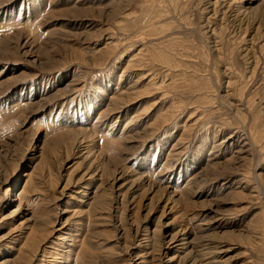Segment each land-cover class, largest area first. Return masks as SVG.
I'll return each instance as SVG.
<instances>
[{"label":"rangeland","instance_id":"rangeland-1","mask_svg":"<svg viewBox=\"0 0 264 264\" xmlns=\"http://www.w3.org/2000/svg\"><path fill=\"white\" fill-rule=\"evenodd\" d=\"M172 237L264 264V0H0V263Z\"/></svg>","mask_w":264,"mask_h":264},{"label":"bare ground","instance_id":"bare-ground-1","mask_svg":"<svg viewBox=\"0 0 264 264\" xmlns=\"http://www.w3.org/2000/svg\"><path fill=\"white\" fill-rule=\"evenodd\" d=\"M90 176V175H89ZM92 176V175H91ZM69 184V183H68ZM69 185H71V184H69ZM67 186H65V188H66ZM136 223V222H135ZM183 234V233H182ZM177 235V234H176ZM146 238V237H145ZM173 238V237H172ZM176 238L177 237H174L173 239H172V241H175L176 240ZM182 238V237H181ZM147 241V240H146ZM148 241H149V239H148ZM180 241H183V240H179V239H177V241H175L174 242V244L176 245L175 246V249H183L184 250V257H183V259H185L184 261L186 262V264H216V263H218L219 261H220V258L221 257H219V255L221 254L220 252H222L221 250H218V251H215L214 249H215V247L214 248H212L211 246H210V248H208V249H206V251H204L203 249L201 250V251H198V253H197V255L196 256H193V254L195 253H193L192 251H188L189 250V248H188V244H180L179 242ZM184 242V241H183ZM187 242V241H186ZM190 244V243H189ZM171 245V244H170ZM183 247H182V246ZM206 245V244H205ZM208 245H211V243L210 244H208ZM174 246V245H173ZM39 247H40V245H39ZM206 248V247H205ZM37 249H39V248H37ZM37 249H36V251H37ZM53 249V248H52ZM180 250V251H183V250ZM212 249V250H211ZM208 250V251H207ZM220 251V252H219ZM217 252H219L218 254H216ZM153 253V252H152ZM216 254V255H215ZM147 256H149V255H147ZM183 256V255H182ZM221 263V262H220ZM219 263V264H220ZM225 263V262H224ZM0 264H8V262L7 261H3V262H1Z\"/></svg>","mask_w":264,"mask_h":264}]
</instances>
